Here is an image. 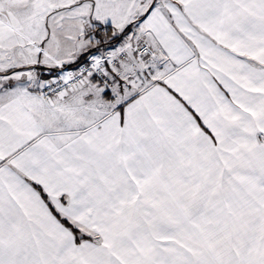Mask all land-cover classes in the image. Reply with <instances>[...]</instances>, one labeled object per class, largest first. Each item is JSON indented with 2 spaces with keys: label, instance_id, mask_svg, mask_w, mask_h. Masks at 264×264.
I'll return each mask as SVG.
<instances>
[{
  "label": "snow or ice",
  "instance_id": "obj_1",
  "mask_svg": "<svg viewBox=\"0 0 264 264\" xmlns=\"http://www.w3.org/2000/svg\"><path fill=\"white\" fill-rule=\"evenodd\" d=\"M0 264H264V0H0Z\"/></svg>",
  "mask_w": 264,
  "mask_h": 264
}]
</instances>
